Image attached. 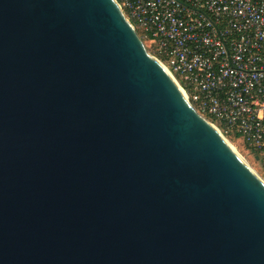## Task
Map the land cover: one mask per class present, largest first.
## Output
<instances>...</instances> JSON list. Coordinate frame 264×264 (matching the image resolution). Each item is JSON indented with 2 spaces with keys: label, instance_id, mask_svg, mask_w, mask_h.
Masks as SVG:
<instances>
[{
  "label": "water",
  "instance_id": "1",
  "mask_svg": "<svg viewBox=\"0 0 264 264\" xmlns=\"http://www.w3.org/2000/svg\"><path fill=\"white\" fill-rule=\"evenodd\" d=\"M0 264H264V180L117 0H0Z\"/></svg>",
  "mask_w": 264,
  "mask_h": 264
},
{
  "label": "built area",
  "instance_id": "2",
  "mask_svg": "<svg viewBox=\"0 0 264 264\" xmlns=\"http://www.w3.org/2000/svg\"><path fill=\"white\" fill-rule=\"evenodd\" d=\"M117 1L197 112L264 162V0Z\"/></svg>",
  "mask_w": 264,
  "mask_h": 264
},
{
  "label": "rangeland",
  "instance_id": "3",
  "mask_svg": "<svg viewBox=\"0 0 264 264\" xmlns=\"http://www.w3.org/2000/svg\"><path fill=\"white\" fill-rule=\"evenodd\" d=\"M137 31H138L139 35L141 36V38L143 39V42L145 43V46L147 47V49L151 53L154 54L155 53L154 45L151 44L148 39H146L143 31H141L138 28H137ZM205 116L208 119H210L211 121H213V122L217 123L219 126H221L220 129L223 132L225 138L231 144V146L235 148V150L241 155V157H243L246 160V162L264 180V162H263L262 158L257 160L256 156L253 154L251 149L247 145L244 144L242 138L239 135L235 134L233 131H228V133H227L226 130L223 129L224 126L214 116L209 115V114H206Z\"/></svg>",
  "mask_w": 264,
  "mask_h": 264
},
{
  "label": "bare ground",
  "instance_id": "4",
  "mask_svg": "<svg viewBox=\"0 0 264 264\" xmlns=\"http://www.w3.org/2000/svg\"><path fill=\"white\" fill-rule=\"evenodd\" d=\"M227 142L229 143V141L227 140ZM230 144V143H229ZM231 145V144H230ZM234 148V147H233ZM235 149V148H234ZM241 156V155H240ZM243 158V157H242ZM244 159V158H243ZM245 160V159H244Z\"/></svg>",
  "mask_w": 264,
  "mask_h": 264
}]
</instances>
